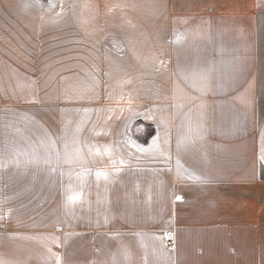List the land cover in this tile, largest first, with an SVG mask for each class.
<instances>
[{"label":"crops","instance_id":"obj_1","mask_svg":"<svg viewBox=\"0 0 264 264\" xmlns=\"http://www.w3.org/2000/svg\"><path fill=\"white\" fill-rule=\"evenodd\" d=\"M263 27L264 0H0V264H264Z\"/></svg>","mask_w":264,"mask_h":264},{"label":"rangeland","instance_id":"obj_2","mask_svg":"<svg viewBox=\"0 0 264 264\" xmlns=\"http://www.w3.org/2000/svg\"><path fill=\"white\" fill-rule=\"evenodd\" d=\"M27 1H28V5H33V6H43V5L60 6V5H66L68 2H75V3L83 2V0H27ZM99 28L100 27H98V29ZM45 33L46 35H51V36H61V35L69 34L68 29L65 26H63V23L62 25L51 24L49 26H46ZM259 56H260V73H261L260 102H261V108L264 109V27L260 32Z\"/></svg>","mask_w":264,"mask_h":264},{"label":"trees","instance_id":"obj_3","mask_svg":"<svg viewBox=\"0 0 264 264\" xmlns=\"http://www.w3.org/2000/svg\"><path fill=\"white\" fill-rule=\"evenodd\" d=\"M132 133L137 137L147 140L154 133L153 125L146 123H135L132 125Z\"/></svg>","mask_w":264,"mask_h":264},{"label":"snow or ice","instance_id":"obj_4","mask_svg":"<svg viewBox=\"0 0 264 264\" xmlns=\"http://www.w3.org/2000/svg\"><path fill=\"white\" fill-rule=\"evenodd\" d=\"M99 154V153H98ZM97 177H100V176H104L106 178V173H103L101 171H98L96 173ZM79 197L77 195H72V196H69L68 197V202L71 203V202H75Z\"/></svg>","mask_w":264,"mask_h":264}]
</instances>
